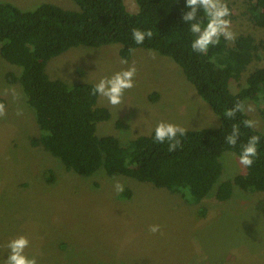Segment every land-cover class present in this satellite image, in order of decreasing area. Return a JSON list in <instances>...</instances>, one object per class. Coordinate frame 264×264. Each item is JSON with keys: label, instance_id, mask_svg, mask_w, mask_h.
<instances>
[{"label": "rangeland", "instance_id": "rangeland-1", "mask_svg": "<svg viewBox=\"0 0 264 264\" xmlns=\"http://www.w3.org/2000/svg\"><path fill=\"white\" fill-rule=\"evenodd\" d=\"M0 2L23 11L43 3L79 11L72 0ZM226 2L236 37L249 35L259 47L260 59L247 67L239 83H231L236 92L251 72L264 66V28L250 21L247 0ZM125 5L130 12L137 10L134 0H125ZM119 48H71L46 66L50 79L95 85L135 64V86L126 90L121 105L114 107L99 95L97 105L107 108L111 117L97 124V136H113L127 146L136 137L149 135L160 121L187 131L219 126L216 115L170 58L138 48L124 65ZM8 72L18 69L0 56V102L7 112L0 118V264L8 256L7 242L19 235L29 238L26 254L36 256L38 264H264V192L233 187L228 200L215 199L219 183L246 171L234 153L224 152L219 159L220 178L200 204L207 211L204 217L199 205L152 184L109 177L103 168L89 177L77 175L42 146L32 144L40 134L35 114L19 84L6 81ZM247 104L254 111L245 112L257 122L254 129L261 131L259 105ZM117 182L132 192L130 199L115 191ZM150 225H159L160 231L150 232Z\"/></svg>", "mask_w": 264, "mask_h": 264}, {"label": "trees", "instance_id": "trees-1", "mask_svg": "<svg viewBox=\"0 0 264 264\" xmlns=\"http://www.w3.org/2000/svg\"><path fill=\"white\" fill-rule=\"evenodd\" d=\"M79 11H68L53 4H39L23 11L0 2V56L18 73L5 79L19 84L26 104L33 109L39 137L32 140L60 160L67 171L89 177L98 169L109 177L125 176L178 194L190 205H199L200 217L206 208L200 204L218 182L224 152L239 157L241 146L252 135L260 136L258 157L243 174L218 184L215 199L228 200L237 187L244 192H264V124L261 131L244 127L251 119L246 112L225 118L224 112L238 101L259 105L264 118V66L251 72L236 92L242 74L259 60V47L249 35H239L231 45L221 37L206 55L191 48L194 38L182 15L190 10L186 0H134L137 10H127L125 0H72ZM250 21L264 28V0H247ZM202 15V14H201ZM151 30L153 37L136 44L132 29ZM120 45L119 56L127 61L136 49L152 50L170 58L219 120L216 128L186 130L182 147L169 152L167 142L154 141V130L122 146L113 136L99 137L97 124L110 120L107 108L97 105L94 84H67L50 79L46 66L50 59L71 48ZM239 124L241 136L236 146L224 137ZM119 127V124H116ZM52 181V175L47 178ZM125 189L120 197L130 199Z\"/></svg>", "mask_w": 264, "mask_h": 264}, {"label": "clouds", "instance_id": "clouds-1", "mask_svg": "<svg viewBox=\"0 0 264 264\" xmlns=\"http://www.w3.org/2000/svg\"><path fill=\"white\" fill-rule=\"evenodd\" d=\"M186 7L190 10L182 15L184 23L189 24V30L193 34L191 48L194 52L206 55L209 48L219 44L221 37L224 40L232 42L236 39V33L232 31L231 10L226 0H186ZM202 14V15H201ZM153 32L149 30L132 29V38L136 44H143L146 38L151 39ZM121 64L127 65L125 58L120 60ZM137 68L135 64L128 66L113 73L111 76H105L99 79L91 90L92 95H100L112 106H119L123 103V96L126 90L135 86V76ZM12 95L16 96L15 90H11ZM254 111L250 104L245 101H238L233 107L224 112L225 118H234L237 113L245 111ZM7 115L6 106L0 102V118ZM17 115H20L18 112ZM244 127L252 129L256 127L257 122L251 119L240 122ZM186 129L180 125L166 121H160L154 128V141L160 144L167 142L168 151H176L182 147L180 137L185 136ZM241 136L239 124H233L232 131L224 137L228 145L236 146ZM259 135H252L247 142L241 146L238 162L244 168L253 166L258 157ZM117 193L124 191L123 184L117 182L114 185ZM149 231L157 233L160 231L159 225H150ZM30 246V240L25 235H19L6 244L8 252L7 259H3V264H38L36 256L26 254V249Z\"/></svg>", "mask_w": 264, "mask_h": 264}]
</instances>
